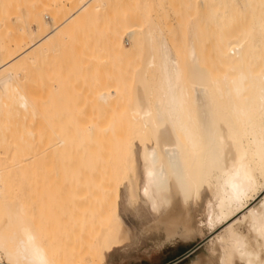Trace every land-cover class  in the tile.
Wrapping results in <instances>:
<instances>
[{
  "label": "bare ground",
  "instance_id": "bare-ground-1",
  "mask_svg": "<svg viewBox=\"0 0 264 264\" xmlns=\"http://www.w3.org/2000/svg\"><path fill=\"white\" fill-rule=\"evenodd\" d=\"M41 1L0 0V264H101L127 238L121 193L167 239L213 236L207 264H264V0ZM99 17L105 51L90 32L53 60L81 84L31 102L29 69L44 84ZM73 86L104 119L78 117ZM127 94L130 120L111 118Z\"/></svg>",
  "mask_w": 264,
  "mask_h": 264
},
{
  "label": "rangeland",
  "instance_id": "rangeland-1",
  "mask_svg": "<svg viewBox=\"0 0 264 264\" xmlns=\"http://www.w3.org/2000/svg\"><path fill=\"white\" fill-rule=\"evenodd\" d=\"M42 1H41V3L38 2L36 4L38 6H35V8H34V10L36 9L35 12L36 11L37 12L38 11L39 12L42 11L43 13H46V8L41 6L42 5ZM166 6L169 7L168 5H165L164 7H166ZM164 13H168V12H164ZM163 17H161V18H163ZM169 21H170L171 24H169V22L167 20V23H166V24H168L167 26H169V25L172 26L174 24L173 25V29L175 30V32H177V38H179V36H180V31H179L180 30V26H179V29H178V25L179 24H177L175 21H172L170 19H169ZM161 22H162V27L164 28V31L167 32L168 30H165L166 28L164 26V25H166V24H164L166 22V19H164V20L161 19ZM102 28L103 29L105 28V21L104 20H101V17H99L98 19L96 18L95 20L90 21V22H87L84 25L80 26L79 29L82 31L81 41L80 40L77 41L78 39H76V38L74 40H72V38H71L70 39V42H68L69 40L68 41L64 40L65 43H63V45H62V47H63L62 50H64V51H62L60 49V51L59 50L58 51H54L53 54H51L52 57L49 56L50 59L51 58H53V59H51V60L48 61V63H49V64L47 63L48 65L46 64V67L45 68H47L48 70H47V78H46L47 80L44 82V84L42 83V81H40L39 78H37L38 77V76H36L37 74L35 72H34L35 74L33 73L34 70L32 68H30L29 69L30 72L28 71V73L26 75V78H29V81H25L26 79H24L25 82L23 81L24 82V86L27 84L26 82H29V84H33L34 82H36V83H34L35 85H33V86L32 85L31 86L29 85V87H31L30 88L31 92L29 91V87H27V85L25 86L26 90L28 92H30L29 94H31L30 95L31 96L30 99L36 100V98H38V96H37L38 94L37 95H33V94L43 92L44 91L43 90V87L45 85H47V84L50 85V82L53 83L54 80L56 79L54 77H57L60 80L61 75H63V74H64V76H62L61 80L62 81H65L64 83L67 84V83H69V81L72 83L73 80H74L75 81L74 84L80 85L81 83L79 82L80 81V79H79L80 77L79 76H81V79L83 81V76L86 74V73H84L83 76L80 75V74H82V71L81 70H83L81 66H80L81 67L80 70L78 68L79 66L78 67H75L76 70H74L72 68L70 69L69 67L68 68L66 67L69 64L67 65V62H65L64 59H63V62H59V64L60 63H64V64H60L58 66L54 64V61L56 59H57L56 61H58V60L61 61L62 59L60 60L59 58H61V57L62 58H66V56L68 54H71V53H69L67 51L68 46H66V44H68V43L71 44L73 42L74 43V46L76 45L73 50H75V49L77 50L78 49L77 50V51H79L78 53H80L81 49H84L83 46L86 45L85 47L87 48V45H88L87 43L89 42L88 39L91 37V36H89L90 32H94V35H96V39H94V40L95 41L97 40L96 42H94V46L92 47V49L93 50H100L102 52L105 51L106 50L105 49L106 46L103 43L104 42L103 39L105 38V37L103 38V36H104L103 33L105 31L103 32ZM127 42L128 41L125 42L126 45H127ZM64 48L66 49V51H65ZM54 54H55V56H53ZM57 56H58V58H57ZM52 61H53V64H52ZM50 63L52 64V67H51V64ZM56 64H58V63L56 62ZM53 65H55V66H53ZM63 65H66V66L63 67ZM61 66L64 69V72L59 73V72H61V71H59L61 69ZM54 67L56 68V69H54L55 71L52 70ZM57 69H59L58 70V73H59L60 77H59V75L57 76V74H58L57 71H56ZM77 70H79L80 73L79 72L77 73ZM73 72L74 73L76 72L75 74L77 76H75V74ZM69 73L71 75L74 74L73 77H75V78L73 79V77H71L72 78V81L70 79L68 80V78H70L69 77ZM29 74L32 77L29 76ZM33 76H35V77L33 78ZM63 77H65L67 79V81L64 80L65 78L63 79ZM37 82H39V85L40 86L38 85ZM84 82H86V81H84ZM83 84H84V86L86 85L85 86L86 88L91 86V83H87V84L83 83ZM71 85H73V84H71ZM71 85H69V86H71ZM92 85L94 86V84H92ZM67 86H65V88H67ZM74 86L71 87L72 88V92H75L76 93L77 88H79V87L77 86V87L74 88ZM84 86H82L81 89L79 88V90L76 93L77 96L75 95V93L74 94L72 93V95H71V92H70V95L73 96L74 99L72 97H69L68 98V100L71 98V101H69V102H72L73 104L74 103H77V105L75 104L73 106H74V109H75L76 113H78L77 115H79L78 117L82 116V118L84 120H87L86 118H95V117H96V119H97V117H99L98 119H104L105 118V115H101L100 116V115L97 114V116H96L95 113L91 112L92 110H94V109H92L94 107L93 106H90L91 104H89V106L92 107V108H90L89 106H85L84 105L85 98L83 99V96L84 95L81 94V93L84 92V90L82 91V89H84ZM95 86H96V84H95ZM33 87H34V89H32ZM36 87H38V88H36ZM132 87H134V86H132ZM71 88L70 89L68 88V89L71 91ZM73 88L75 89V91H73ZM38 89H39L40 92L38 91ZM133 90L134 91H132V92H135L136 93L135 87H134ZM36 91H38V92H36ZM129 91L131 92V90H129V86H128V91L127 92H129ZM135 93H134V95H135ZM129 94H131V93H129ZM129 94H127V97H125V99H123L124 102L122 101L121 102L122 104L119 105L121 107V109H118V108H120L119 106H116L115 107V105H113L115 107V109L112 106V108H113L112 112H113L114 115L112 114V112H110L111 114L110 113L109 114H110V117L111 118H114V117L117 118V117H119V119H120L122 117L120 120H122V121L125 120V122H126V119L125 118H127V117H125V116L126 115L128 116L129 113L126 114L125 113V109L130 104L129 102L131 100H129V99L132 98L131 97L132 95L130 96V98L128 97ZM67 95L70 96L69 93H67ZM35 96H37V97H35ZM39 96H41V94H39ZM75 98H77V99L75 100ZM34 100L31 101V102H34ZM37 101H39V98L37 99ZM80 102H81V104H80ZM83 106L86 109L83 108ZM122 107H123L124 110L122 109ZM78 108H80V109H78ZM32 109H33V106H32ZM77 110H78V112H77ZM81 110H82V112H81ZM86 110H88V111L86 112ZM28 111L31 112L30 109H28ZM128 111L129 110L127 109V112ZM30 112H29V118L26 119V123L29 122L30 124H27L25 126H29V129L31 128V129H33V131H31V129L30 130L27 129L25 126H24L25 127L24 129H26L27 132H31V134L34 135L35 131H34L32 122L34 123V126H35V120L34 119H36V116L34 118L35 113H32L34 115H32V114L30 115ZM87 113H89V115ZM119 113H120L121 116L119 115ZM91 114H92L93 117H90ZM109 114H107V117L106 118L109 117L108 116ZM116 118H115V120H116ZM129 118H131V117L128 116L127 121L130 120ZM32 120H34V121H32ZM31 125H32V127H31ZM23 132H25V131H23ZM23 132L21 133L22 136H23ZM29 137L30 136H28V138ZM145 147L146 148H151L152 147V144L150 142H147V141H142L140 143V151L142 152V150ZM3 149L4 148H2V150ZM2 150L0 152V158L3 159L4 156H5V152H3ZM141 166H142V163H141ZM48 169H47V171H49V170L50 171L49 172L46 171L45 175H47V173H48V175H49V173H51L52 170L51 169L48 170ZM42 171L45 172V170H42ZM45 179H44L45 181L44 180L42 181L43 182L42 184H44V182H45V185H46L45 188H46L47 185H48L46 183H49V181H51V179L50 180H48L47 178H45ZM141 183H142V181H141ZM47 188H49V185H48ZM262 197L263 196H261L260 198H258L254 202V204L257 203ZM48 206L50 207V204L49 203H48ZM141 206H142L141 205V202L139 201V202H137L136 209L131 208L129 206V204L125 201V199H124V197H123V195L121 193V196H120V199H119V208L117 210V214H118L119 217H121V219L123 221V225H124V228H125V232L127 233L125 237H127V238L121 244H119L118 246L113 247L111 249L112 251L109 250L108 252H106L105 259L102 261L101 264H197V263H199V264H207V250H206V246L208 244L209 238L211 239L213 236H209L210 234H205L202 237H200L198 235H195L190 240H183V239H179V238L167 239L166 238V235H165V232H164V229H162V227H158V226L156 227V224H155L154 218H153L154 215H153V213H151L152 211H150L148 208L145 209L143 206L142 207ZM140 209H142V210H140Z\"/></svg>",
  "mask_w": 264,
  "mask_h": 264
},
{
  "label": "crops",
  "instance_id": "crops-1",
  "mask_svg": "<svg viewBox=\"0 0 264 264\" xmlns=\"http://www.w3.org/2000/svg\"><path fill=\"white\" fill-rule=\"evenodd\" d=\"M121 218V217H120Z\"/></svg>",
  "mask_w": 264,
  "mask_h": 264
}]
</instances>
